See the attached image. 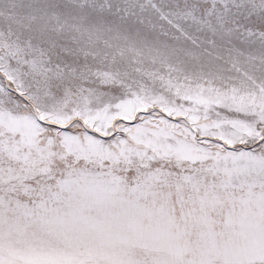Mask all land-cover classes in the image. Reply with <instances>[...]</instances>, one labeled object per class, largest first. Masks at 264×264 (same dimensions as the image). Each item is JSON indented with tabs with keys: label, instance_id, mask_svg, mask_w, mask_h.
<instances>
[{
	"label": "snow or ice",
	"instance_id": "1",
	"mask_svg": "<svg viewBox=\"0 0 264 264\" xmlns=\"http://www.w3.org/2000/svg\"><path fill=\"white\" fill-rule=\"evenodd\" d=\"M0 264H264V0H0Z\"/></svg>",
	"mask_w": 264,
	"mask_h": 264
}]
</instances>
